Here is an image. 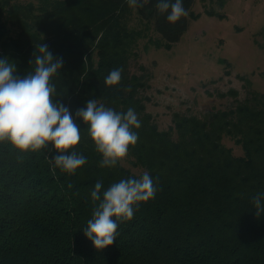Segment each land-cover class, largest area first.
Listing matches in <instances>:
<instances>
[{
  "label": "trees",
  "instance_id": "obj_1",
  "mask_svg": "<svg viewBox=\"0 0 264 264\" xmlns=\"http://www.w3.org/2000/svg\"><path fill=\"white\" fill-rule=\"evenodd\" d=\"M158 2L132 8L127 0H0V59L14 62L20 77L34 72L42 44L63 59L51 78L53 100L80 127L81 141L68 154L87 157L70 175L52 160L60 154L52 142L27 152L0 142V264H264V213L257 216L252 203L264 193V92L243 76L245 97L236 88L217 91L234 97L232 106L202 115L175 111L172 124L161 128L143 93L151 87L146 67L130 69L141 29L129 19L136 12L170 48L187 32L195 0H184L189 14L175 24L159 14ZM114 68H123L122 79L108 86ZM89 100L117 112L135 109L141 127L133 129L139 139L128 156L142 172L123 161L99 166L102 154L75 115ZM145 171L155 198L134 207L130 221H118L114 243L98 250L83 230L99 203L91 197L95 183L103 181V192Z\"/></svg>",
  "mask_w": 264,
  "mask_h": 264
},
{
  "label": "clouds",
  "instance_id": "obj_2",
  "mask_svg": "<svg viewBox=\"0 0 264 264\" xmlns=\"http://www.w3.org/2000/svg\"><path fill=\"white\" fill-rule=\"evenodd\" d=\"M150 0H127L132 8H143ZM166 21L175 24L188 16L184 0H159L155 5ZM34 72L26 76L15 75L16 66L8 58L0 59V142L7 141L21 152L44 148L49 142L60 153L52 158L56 167L70 175L87 163V157L68 150L81 141V131L69 108L53 100L57 89L51 78L63 66V59L55 57L46 44L34 54ZM123 68H114L105 78L108 86L117 85L122 79ZM130 90V89H127ZM88 125V134L96 151L102 154L100 167H115L129 154V146L138 142L141 121L134 108L126 113L117 112L97 100H89L86 108L76 112ZM71 187V185H69ZM103 181L95 183L91 191L94 207L92 218L87 221L84 234L98 250L112 245L116 240L118 221H130L134 207L140 202L155 198L157 188L153 178L145 171L140 178L122 179L101 192ZM101 196L103 197L101 199ZM256 215L264 213V193L252 198ZM115 217V219H113Z\"/></svg>",
  "mask_w": 264,
  "mask_h": 264
},
{
  "label": "rangeland",
  "instance_id": "obj_3",
  "mask_svg": "<svg viewBox=\"0 0 264 264\" xmlns=\"http://www.w3.org/2000/svg\"><path fill=\"white\" fill-rule=\"evenodd\" d=\"M129 25L141 29L130 69L141 73L140 65L146 67L151 87L143 93L150 98L148 111L163 129L172 124L175 111L202 115L232 106L235 98L221 97L217 91L236 88L238 98L245 97L243 76L264 92V0H195L187 32L170 48L136 12ZM224 142L236 155L243 154L232 138L226 136ZM123 163L142 172L129 156Z\"/></svg>",
  "mask_w": 264,
  "mask_h": 264
}]
</instances>
